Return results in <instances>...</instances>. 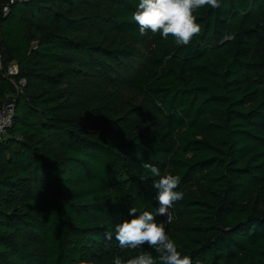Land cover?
Returning <instances> with one entry per match:
<instances>
[{"label": "trees", "instance_id": "obj_1", "mask_svg": "<svg viewBox=\"0 0 264 264\" xmlns=\"http://www.w3.org/2000/svg\"><path fill=\"white\" fill-rule=\"evenodd\" d=\"M138 3L0 0V264L136 255L105 233L155 213L143 163L181 178L156 220L192 264H264V0L198 9L186 46L141 35Z\"/></svg>", "mask_w": 264, "mask_h": 264}, {"label": "clouds", "instance_id": "obj_2", "mask_svg": "<svg viewBox=\"0 0 264 264\" xmlns=\"http://www.w3.org/2000/svg\"><path fill=\"white\" fill-rule=\"evenodd\" d=\"M206 6L219 8L220 0H139L131 19L139 26L141 35L150 32L163 39L171 36L177 46H186L202 31L195 13ZM142 167L158 178L152 184L157 207L155 213H138L137 208L131 207L127 218L115 224L114 232L105 233V239L111 241L114 237L121 249L140 250L127 259L114 256L113 264H192L191 257L182 255L176 242L167 234L165 224L156 220V216H167L171 222L169 210L184 199V192L176 191L180 176L168 172L162 174L150 163H143ZM144 179L146 177L142 176L141 180ZM145 246L152 251L144 250ZM79 264L92 262L82 259Z\"/></svg>", "mask_w": 264, "mask_h": 264}, {"label": "built area", "instance_id": "obj_3", "mask_svg": "<svg viewBox=\"0 0 264 264\" xmlns=\"http://www.w3.org/2000/svg\"><path fill=\"white\" fill-rule=\"evenodd\" d=\"M26 0H10V3L23 2ZM4 14L7 13V7L3 9ZM9 75L16 74L17 69L15 66L8 69ZM25 86V80H21L18 85H15L16 90L21 92ZM14 114V105L12 103H4L0 107V142L4 139L7 130L11 127ZM166 220H169L167 216H164Z\"/></svg>", "mask_w": 264, "mask_h": 264}, {"label": "rangeland", "instance_id": "obj_4", "mask_svg": "<svg viewBox=\"0 0 264 264\" xmlns=\"http://www.w3.org/2000/svg\"><path fill=\"white\" fill-rule=\"evenodd\" d=\"M147 46H148V43H147V40L146 39H144V40H142V44H141V50L143 51V52H145V50L147 49ZM128 62H130V61H128ZM11 67H13V65H11L10 66V68ZM123 68H121V69H119L118 71H117V75L120 73V71L122 70ZM128 76H121V81L122 82H119V91L121 92V93H123V94H126V95H128V92H127V87H126V79L125 78H127ZM15 86V85H14ZM16 88V87H15ZM134 100H135V98H134ZM136 101V103H137V100H135Z\"/></svg>", "mask_w": 264, "mask_h": 264}, {"label": "bare ground", "instance_id": "obj_5", "mask_svg": "<svg viewBox=\"0 0 264 264\" xmlns=\"http://www.w3.org/2000/svg\"><path fill=\"white\" fill-rule=\"evenodd\" d=\"M26 1H28V0H26ZM23 2H25V1H23ZM17 3V2H16Z\"/></svg>", "mask_w": 264, "mask_h": 264}]
</instances>
